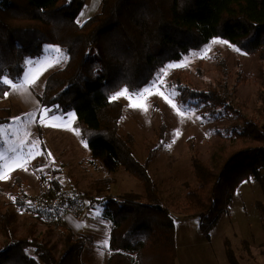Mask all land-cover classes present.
Returning a JSON list of instances; mask_svg holds the SVG:
<instances>
[{"label":"trees","instance_id":"trees-1","mask_svg":"<svg viewBox=\"0 0 264 264\" xmlns=\"http://www.w3.org/2000/svg\"><path fill=\"white\" fill-rule=\"evenodd\" d=\"M87 7V0H0V99L10 90L4 81L24 73L26 58L40 56L48 45L61 47L65 64L46 79L41 106L56 107L62 116L74 113L91 162L107 174L123 166L146 188L145 197L95 201L106 206L104 216L111 223L107 264H176V219L196 220L208 235L248 176L256 177L264 193V107L257 119L247 118L222 92L183 87L184 103L206 107L208 118H237L240 124L228 131L237 146L216 168L193 155L197 184L185 189L177 216L160 198L148 162L137 160L119 135L123 107L111 97L122 88L139 89L167 64L218 37L264 57V0H101L98 10L83 20ZM10 116L0 108V126ZM59 190L53 182L44 194L51 198ZM257 207L264 211L263 203ZM0 217L8 237L0 246V264H84L87 237L65 223L52 224L63 240L56 255L43 236L36 237V223L17 235L6 216ZM36 217L46 224L40 213ZM228 257L230 264H240L232 252Z\"/></svg>","mask_w":264,"mask_h":264},{"label":"rangeland","instance_id":"rangeland-1","mask_svg":"<svg viewBox=\"0 0 264 264\" xmlns=\"http://www.w3.org/2000/svg\"><path fill=\"white\" fill-rule=\"evenodd\" d=\"M87 1L88 13L96 12L101 0ZM66 58L61 47L45 46L40 56L25 59L21 76L8 79L11 81L10 91L0 99V108L8 109L11 114L9 123L0 126V175H4V179H0V213L10 221L17 235L25 233L30 224L36 223V237L43 236L56 255L63 249L61 230L52 225L55 223H42L37 219L36 212L26 211L20 206L21 201H25V204L30 200H43V197L50 199L45 195L47 186L43 182L51 169L35 165L38 160L34 162L33 156L37 155L33 153L28 158L30 164L25 165L21 155L25 145L33 147L40 142L37 139L40 119L45 115H61V110L56 107L43 108L39 98L48 76L63 67ZM153 80H157V83L149 87ZM183 87L222 92L242 116L257 119L264 107V57L260 53L245 52L218 37L200 50L191 51L181 60L167 64L139 89L119 90L124 92L127 89V94L117 99L123 107L119 135L127 141L137 160L148 162L150 176L160 198L177 216L180 212L176 210V205L184 203L185 189L197 184L191 159L193 155L216 168L223 157L237 146L238 142L228 131L240 124L237 118H208L206 107L184 103L180 94ZM12 89L15 93L10 94ZM30 91L39 101L38 106L34 107L30 101H19V92L27 97ZM134 92L141 94L134 95ZM24 104L29 106L26 113ZM28 129L30 132L27 135ZM44 133L52 153L61 164L64 163L65 172L71 178L69 186H64L59 192L62 189H77L84 196L87 194L91 203L103 196L119 199L134 194L145 197L144 183L123 166L115 173L107 174L99 165L92 163L86 142L84 148L79 140L75 141L77 138H72L68 143L57 135L50 138L48 131ZM51 160L55 162V159ZM259 202L264 204V193L260 182L250 175L239 185L227 212L208 235L201 231L198 221L176 219V264L212 263L211 249L215 251L219 264H230V252L236 261L247 251L254 253L250 243L236 236L240 234L248 240H261L264 237V211L257 207ZM105 207L101 202L95 209L103 221H106ZM69 220L67 218L57 223L70 227ZM106 223L110 225V222ZM1 226L0 220V246L8 241ZM109 229L102 226L96 232L82 231L87 237L84 264H107L111 226ZM30 253L33 254L32 251ZM145 264L167 262L152 260Z\"/></svg>","mask_w":264,"mask_h":264},{"label":"crops","instance_id":"crops-1","mask_svg":"<svg viewBox=\"0 0 264 264\" xmlns=\"http://www.w3.org/2000/svg\"><path fill=\"white\" fill-rule=\"evenodd\" d=\"M101 2V1H100ZM100 2L98 3V7L100 5ZM89 8H87L84 12V16H83V20H86L88 18H90L93 14H89L88 13ZM10 91V90H9ZM15 93L14 89H12L11 93ZM9 94V95H10ZM17 96H19V101L22 99L23 103L26 101H30V103L35 107L38 106L39 101H36V99L31 91L28 93V95H26L27 97H23V95L19 92L17 94ZM21 102V101H20ZM22 103V102H21ZM24 113H26L29 110V106L24 104ZM71 122V125H73V127L71 125H68V123ZM33 125V122L32 124ZM39 134L37 136V139L40 140L39 143H35V146L31 147L29 144L23 147V151H22V155H21V159H23V162H25L27 164H30L28 158L29 156L32 157V153L33 155H37V156H33V160L34 162L36 160L37 164L35 165H39L41 168L44 166L50 167V172L48 174H46L45 177V181L42 182L46 183L45 185L47 186L46 189L48 190L51 187V184H53V182H57V184L61 187V188H65L64 186H69V184L71 183V178L68 176L67 172H65V168L63 166L64 163H60L58 161V159L55 157V155L52 153L49 144L47 143L48 139L45 135V131H48L49 133V137L51 138L53 135H57L59 136L61 139H65L68 143L70 142V140L73 138L75 141H78L81 143L82 147H86L85 146V141L82 139L81 134H79V130H77L75 127H77V121H76V117L70 113L66 116H61V115H54L51 114V116L45 115L43 116L42 119H40L39 123ZM30 130H27V135L29 134ZM39 137V138H38ZM66 144V143H65ZM38 158V159H37ZM51 159H55V162H53ZM22 162V164H23ZM21 165V164H20ZM86 200L88 202V211L86 212V214L84 215V217L82 218V220L78 221L76 219H72L71 217H69V226L73 229L76 230V232H80L81 234L83 233L82 231H84L85 229L87 231H93L96 232L98 230L99 227H104L105 229H109L110 225H108L107 220L103 221L100 220V215H98L96 209V206L99 204L98 202H92L90 201V198L88 197V195H85ZM91 197V195H90ZM93 198V197H92ZM109 222V221H108ZM111 224V223H110ZM99 226V227H98ZM110 230V229H109ZM197 231H194V233H196ZM86 233V232H85ZM196 236V235H195ZM242 237L243 241H246L248 243L251 244V247H253L254 253H250L247 251L245 252L244 256H238V261L240 264H264V237L261 240H256L253 238V240H248L243 238L242 235H237L236 238H240ZM258 244L259 246H255V244ZM210 249H211V243H210ZM251 250V248H250ZM177 255H178V247H177ZM210 257H212V263H208L207 261H203L200 264H219V259L216 258L215 256V251H213L211 249L210 252ZM183 264H187V263H183Z\"/></svg>","mask_w":264,"mask_h":264},{"label":"built area","instance_id":"built-area-1","mask_svg":"<svg viewBox=\"0 0 264 264\" xmlns=\"http://www.w3.org/2000/svg\"><path fill=\"white\" fill-rule=\"evenodd\" d=\"M88 202L77 189H62L53 198L27 201L24 209L40 213L46 223H57L69 217L82 220L88 211Z\"/></svg>","mask_w":264,"mask_h":264},{"label":"snow or ice","instance_id":"snow-or-ice-1","mask_svg":"<svg viewBox=\"0 0 264 264\" xmlns=\"http://www.w3.org/2000/svg\"><path fill=\"white\" fill-rule=\"evenodd\" d=\"M11 81H9V80H5L4 81V83H6V84H8V83H10ZM157 83V80H153V81H151L150 82V84L148 85L149 87H151V86H154L155 84ZM127 94V89H125V91L124 92H117V94L116 95H113L112 97H111V99L113 100V101H115V100H117V99H119L120 97H122V96H125ZM134 95H140L141 93L140 92H134L133 93ZM146 110V109H145ZM86 146V145H85ZM0 179H4V175H0Z\"/></svg>","mask_w":264,"mask_h":264}]
</instances>
